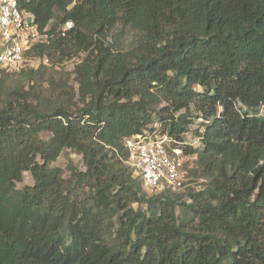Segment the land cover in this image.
Here are the masks:
<instances>
[{
    "label": "trees",
    "instance_id": "16d2710c",
    "mask_svg": "<svg viewBox=\"0 0 264 264\" xmlns=\"http://www.w3.org/2000/svg\"><path fill=\"white\" fill-rule=\"evenodd\" d=\"M18 2L50 37L0 73V264H264V0ZM82 53L78 93L44 97L38 74ZM154 132L202 189L142 187L123 142ZM66 150L84 169L52 166Z\"/></svg>",
    "mask_w": 264,
    "mask_h": 264
},
{
    "label": "built area",
    "instance_id": "2783aa9c",
    "mask_svg": "<svg viewBox=\"0 0 264 264\" xmlns=\"http://www.w3.org/2000/svg\"><path fill=\"white\" fill-rule=\"evenodd\" d=\"M72 28L71 21L64 23L61 36ZM49 37L47 29L42 32L33 16L20 9L18 0H0V73L19 72L28 63L40 64L26 59V53ZM123 146L126 164L150 194L180 193L196 184L190 175L195 158L176 137L156 132L140 134L126 138Z\"/></svg>",
    "mask_w": 264,
    "mask_h": 264
},
{
    "label": "rangeland",
    "instance_id": "374dc122",
    "mask_svg": "<svg viewBox=\"0 0 264 264\" xmlns=\"http://www.w3.org/2000/svg\"><path fill=\"white\" fill-rule=\"evenodd\" d=\"M119 40H121L120 45L127 49L134 41L135 37L132 32L129 30H126L124 34L118 35ZM85 58V54H80L79 56L75 57L74 59L70 61H65L64 63H61L59 66H48V69L44 72H40L38 74L39 76V87L43 89L44 97L48 99H52L53 102H55L59 96V88L60 86L66 85V82L68 78H70L68 82V86L75 89V92L78 93V84L74 81V76L72 75V71L74 70L75 66L82 62V60ZM38 67V63H28L23 69H34L36 70ZM17 73L20 72H11L9 74V78L11 80L17 79ZM26 83V89H30L33 82H27L23 81V84ZM46 138V136H44ZM73 161L74 164L78 166L80 169H84L81 157L71 153L70 151L66 150L64 153L52 164L53 167H59L61 169H66L67 164ZM33 184V180L30 176V174L26 173L24 174L23 182L20 184H17V188L21 189L24 186H31ZM204 187V184L200 181L198 182V185H194V189H202Z\"/></svg>",
    "mask_w": 264,
    "mask_h": 264
}]
</instances>
